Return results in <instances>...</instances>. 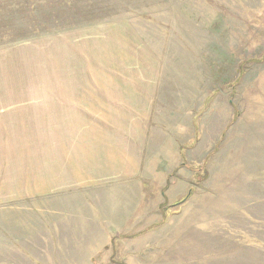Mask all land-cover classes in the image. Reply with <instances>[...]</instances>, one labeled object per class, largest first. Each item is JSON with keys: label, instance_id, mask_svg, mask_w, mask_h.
Segmentation results:
<instances>
[{"label": "rangeland", "instance_id": "1", "mask_svg": "<svg viewBox=\"0 0 264 264\" xmlns=\"http://www.w3.org/2000/svg\"><path fill=\"white\" fill-rule=\"evenodd\" d=\"M127 124L152 177L102 212L65 136ZM0 264H264V0H0Z\"/></svg>", "mask_w": 264, "mask_h": 264}, {"label": "crops", "instance_id": "2", "mask_svg": "<svg viewBox=\"0 0 264 264\" xmlns=\"http://www.w3.org/2000/svg\"><path fill=\"white\" fill-rule=\"evenodd\" d=\"M124 127L131 131L127 140L119 137L111 142L102 136L101 132L95 130L91 132L98 133V135H86L84 126H79L76 132H72L77 135L72 137L71 145H68L66 141L70 138L69 134L65 136V188L71 187L78 189V192L83 191V193H78L79 195L86 191L87 194L84 195L88 198L87 205H101L102 212H133V208H112L111 206L115 204L113 198L118 196L129 198L121 205L123 207L125 205L135 206L138 201V190L142 191L152 177L149 173L140 170L141 158L145 159L146 155L141 146L143 147L146 140L141 135L139 138L134 137V127L131 124ZM102 142L110 145L102 147ZM97 196L102 199L93 200L92 197ZM106 206L108 208H103ZM86 211L94 213L97 209ZM107 217V221L114 223L113 227H116V221L110 216ZM122 227H125V224Z\"/></svg>", "mask_w": 264, "mask_h": 264}]
</instances>
